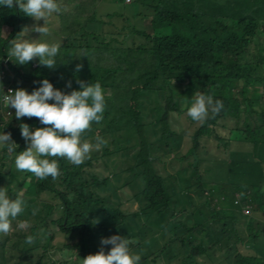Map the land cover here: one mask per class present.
Listing matches in <instances>:
<instances>
[{"label":"trees","instance_id":"trees-1","mask_svg":"<svg viewBox=\"0 0 264 264\" xmlns=\"http://www.w3.org/2000/svg\"><path fill=\"white\" fill-rule=\"evenodd\" d=\"M102 1L87 0L63 11L68 2L58 0L61 11L54 14V36L48 42H61L55 69L39 66L38 58L20 65L8 56L10 41L30 24V17L15 7L0 5V77L4 78L3 82L0 79V92L4 84L14 88V84L30 83L27 92L31 94L47 79L67 94L81 90L77 81H99L106 100L104 118L83 138L99 136L107 141L101 157L93 156L80 166L58 158L60 176L55 181L51 177L39 180L25 172L24 179L29 178L26 184L11 171L15 155L26 148L19 125L27 124L33 130L46 126L35 117L16 120L15 128L7 123L0 126L19 146L13 154L0 150L5 168L0 172V188H7L11 198L20 196L27 204L23 216L13 221V231L0 235V264H82L86 256L99 251L102 239L113 235L133 241L130 249L141 255L140 264H216V257L229 264H264V182L259 178L263 172H254L252 160L233 161L226 167L228 175L252 179L245 181L249 185L226 186L213 184L220 181L218 176L205 180L200 170L210 157L208 146L217 148V156H226L227 163L237 144L264 145V0H158L156 4L120 0L123 14L117 16L97 14L96 6ZM133 6L136 20L130 25L123 16L125 9ZM77 64L83 66L79 72L75 71ZM195 93L212 95L224 105L219 115L203 126L187 115ZM182 114L184 135L173 129L171 121L172 115ZM257 114L263 117L262 123L254 120ZM151 129L159 130V141L174 148L171 157L177 158L179 153L177 138H188L190 145L178 159L188 163L206 197L193 211L178 208L181 199L177 196L183 188L166 180V170L159 166L161 159L151 154ZM121 140L124 148L114 150ZM136 147L134 162L122 171L113 172L104 161L126 159L124 153ZM98 163L108 169L107 174L93 169ZM127 173H132L138 191L123 210L117 197L114 209L110 202L116 192L112 178ZM112 188V194H101V190ZM238 195L242 205L250 206V215L234 206L233 198L235 201ZM28 198L34 200L32 208L39 209L34 221L27 219ZM210 198L217 203L212 204ZM134 203L138 208L131 211ZM201 207L209 213L204 215ZM169 213L173 224L167 225ZM93 220L99 222L93 224ZM24 221L29 226L20 229L18 224ZM238 225L250 235L243 236ZM120 226L126 230L118 232ZM158 234L162 239L166 234L170 237L159 248L148 247L146 242H154ZM29 235L35 238L31 244L25 242ZM103 247L107 254L111 246ZM54 254L64 261L55 260Z\"/></svg>","mask_w":264,"mask_h":264},{"label":"clouds","instance_id":"clouds-1","mask_svg":"<svg viewBox=\"0 0 264 264\" xmlns=\"http://www.w3.org/2000/svg\"><path fill=\"white\" fill-rule=\"evenodd\" d=\"M0 5L8 9L15 7L35 21L43 20V26L33 24L31 27L22 28L16 38L10 41L8 56L15 58L20 65L38 58L39 66L55 69L61 42H40L39 39L27 37L32 32L38 33L39 38L50 35L49 22L53 14L61 11L58 0H0ZM82 67L77 64L75 71L79 72ZM0 79L3 82L2 75ZM39 83L41 86L34 89L31 94L23 88L14 90L10 84H4L1 87L0 100L3 107L6 105L15 110L17 120L35 117L41 125L46 126L33 130L27 124L19 125L26 148L14 157L16 170L31 173L39 180L51 177L55 181L60 176L58 158H65L70 164L80 166L91 158L93 151H99L106 146L107 141L102 137L97 136L95 143L83 138V134L91 131L94 123L99 124L103 120L106 100L99 81L96 83L77 81L81 90H72L67 94L55 89L47 79ZM7 86L13 90H9L3 96ZM66 86L70 88L71 82ZM223 107V102L214 99L212 95L195 93L193 102L187 108V115L203 126L208 120L215 119ZM6 112L10 119V112ZM18 147L12 140L11 133L0 132V150L6 149L9 154H13ZM240 195L243 196V193ZM26 207V201L22 197L17 196L13 199L8 195L7 188H0V235L7 236L13 231V221L24 213ZM38 211L39 209H33L32 215H37ZM98 222L92 221L93 224ZM28 226L27 221L18 224L20 229ZM34 239L29 235L25 242L31 244ZM100 243L99 251L86 256L82 264H140L141 255L133 253L130 249L133 241L113 235L102 239ZM106 245L111 246L107 254L103 247Z\"/></svg>","mask_w":264,"mask_h":264},{"label":"rangeland","instance_id":"rangeland-1","mask_svg":"<svg viewBox=\"0 0 264 264\" xmlns=\"http://www.w3.org/2000/svg\"><path fill=\"white\" fill-rule=\"evenodd\" d=\"M86 1L87 0H76V1L67 0L68 3L65 5V7L63 6V11H71L74 8H77L76 6L79 7V5L81 3L86 2ZM110 1L111 0H103L101 3H98L96 6V12H98L97 14L105 15V14H112L113 13L116 16L119 14L122 15L123 14V8L119 5L120 0H116L115 3L110 2ZM157 1L158 0H146V2L153 3V4H156ZM85 9H86V7H85ZM135 10H136V6L127 7L125 9V12H124L125 16H123V18L124 19L127 18L129 20L128 24H130V25H132L134 23V20H136L133 17V12ZM86 12H90V11L86 9ZM54 20H55V18H54V14H53V17L51 18V20L49 22V27L51 30L55 26ZM29 23H30L28 25L29 27H31L33 24H38L39 26H43V20L35 21L31 17H30ZM148 25H149L148 20H145V27H148ZM53 36L54 35H52V31H51L50 35L41 36L40 38H39L38 33L32 32L29 34V36L27 38L33 39V40L39 39L40 42H47L48 43L49 41H51V37H53ZM78 57H80V54ZM29 86H30V83L28 85L27 84L26 85L14 84L13 89L16 90L17 88H23L27 91V88H29ZM0 94H1V92H0ZM261 108L264 112V103H261ZM0 109H1L0 110V126L3 127V125L7 122V125L9 124L13 128H15L17 126V123H16L17 119H16L15 114H14L15 110L11 109L10 107L8 108L6 105L3 107L1 100H0ZM6 111H9L11 114L10 119L8 118ZM184 114H182L181 116L172 115V117H171L173 129L178 131L180 135H184L183 134V133H185L184 129H186V122H185ZM23 118H26V117H23ZM254 120L257 123H262L263 117L260 114H257L256 116H254ZM151 130H153L154 133L149 138L150 152L152 155L155 154L157 157H159L161 159L160 164L158 161H155L156 165L159 164V166L162 167V169L165 168V170H166L165 173H166V177H167L166 180L169 179L176 186L183 188L182 190L179 188V193H181V194L178 195L177 197H178V199H181V201H179L178 208L180 209V208L186 207L187 209H190L189 211H193V206L195 208H197L199 203L203 202L206 197H205L204 192L201 191V188H199L197 186V184L194 180V175H193L194 172L190 168V166H188V163L186 164L185 160L181 161L178 159L180 156H182L187 151V148L190 145L188 138L186 136H184V137L181 136V138H177V144L179 145V153L177 154V158L174 156L171 157L169 153L172 150H174V148L173 147L168 148L162 142L159 141V136H160L159 130H157V129H151ZM86 140L95 143V139L94 140L86 139ZM180 142L185 143V145L183 146V144H179ZM120 146H122V148H124L123 140H121L119 142V144H116L115 147L113 146V149L115 150L117 147H120ZM239 146H240V144H237V147L234 150H232V153L230 154V156L228 158H226V159H228V162H227L228 164L226 163V160H225L226 156L224 157L220 153L217 156L215 154L217 148H213L211 146H208V148L211 151L209 153H206V154H207V156H210V157L208 160H205L204 162H202L201 166H200V170L202 172L204 171V179L211 181L214 179L215 176H218L220 181H215V182H213V184L214 183L215 184H224L226 186H229V185H249L245 181H249L252 178H249V177H245L244 179L234 178L233 176H230L227 174L229 171L226 169V167L229 166V163H231L233 161L238 164V163H242L243 161L252 160V161H254L253 162L254 172L255 173L263 172L262 177L259 176V178L261 181L264 182V145L252 147L249 144H243L242 143V146L241 147H239ZM108 149L112 150V147L108 146ZM137 151H138V148L136 147L132 150L127 151L126 154L123 152L126 159L124 157L121 160L105 158L104 161L105 160L107 161V164L109 165V169L112 170L113 172L122 171L129 165V162H134L135 159H134L133 155H136ZM251 151L253 152L252 154H251ZM101 155H102V149L99 151H93L91 153V157L95 156V158L101 157ZM164 155H165V158H164ZM128 157L130 158L131 161H129V159L127 161ZM8 161H9V159L7 160V162ZM200 161H202V160H200ZM3 162H4L3 155L0 153V172L1 173L5 172V168L2 166ZM222 162L226 163V166L224 164H221ZM258 162L260 164H258ZM232 168H235V166L233 165ZM93 169L96 170L97 172H101L102 174L108 173V169L106 170L103 167V165L100 163L94 165ZM206 170H207V173L205 172ZM11 171L15 175L14 177L19 182H23L25 180L26 184L29 183V178L24 179L25 172H20V171L16 170L15 163L13 166V170H11ZM126 175H121V176H117V177L113 176V178H112L113 188L116 192L114 193L115 199L110 201V202H111V207L114 209L117 206V197H120V199H121L120 200V206H121V209L123 210L125 207H128V205L126 204V201H128L129 197L134 196L133 194L136 191H138V188H136L135 184H133V182H132L133 181V179L131 178L132 173H127ZM124 184H125V187L122 188L124 186ZM187 186H189V187L187 188ZM13 187L15 188V184H13ZM113 188L108 189V190L103 189V190H101V194L104 196L107 194H112ZM118 189H119V191H118V196H117V190ZM263 189H264V187H263ZM24 191H26V188L21 189L20 193L23 195ZM29 197H31V196H29ZM178 199H177V201H178ZM200 199H202V200H200ZM240 199L241 198L239 197V195L235 196V201L233 198V203H235L234 206L238 207L239 209L241 208L244 215H246V216L250 215V213H249L250 206L248 204L242 205L240 202ZM210 202L212 204L217 203L216 200L213 198H210ZM27 203L31 207L27 211V213H28L27 219L34 221L35 218L38 216V214L35 216L32 215V210H33L32 207L34 205V200L32 198L31 199L28 198ZM41 208L42 207H40V209ZM137 208H138V203H134V204L130 205L131 211H133ZM201 209L203 210L204 215L205 214L207 215L209 213L207 208L205 209L204 207H201ZM258 215H260V214H257V216ZM169 216H170V213L166 217L167 225L173 224V223H171L172 221H171V218ZM116 230L119 232L121 230H126V229H124V227L120 226ZM238 230L240 232L242 231L245 234L243 236L250 235V232L249 231L247 232L245 227L242 225H238ZM163 233H161L162 236H163ZM158 235L159 236L154 239V242H152V239H150L146 242L148 247L154 246V247L159 248L163 244V242L166 241L170 237L169 234H166L165 239H162V236H160V234H158ZM41 243H43V241ZM147 250L150 251L149 249H147ZM247 250H252V249H247ZM136 254H137V252H136ZM53 258L55 260H59L61 262L64 261L60 254H54ZM216 258L219 261V262L217 261L216 264H222L223 263L222 262L223 257H216ZM15 259L17 260L18 258H15ZM206 264H208V262H206ZM223 264H229V263L226 262Z\"/></svg>","mask_w":264,"mask_h":264},{"label":"built area","instance_id":"built-area-1","mask_svg":"<svg viewBox=\"0 0 264 264\" xmlns=\"http://www.w3.org/2000/svg\"><path fill=\"white\" fill-rule=\"evenodd\" d=\"M126 2L127 3H130V1L129 0H126ZM4 67H6V63H4ZM2 74H3V72H2ZM9 90H13L10 86H7L6 88H5V92H4V94H3V96L5 95V94H7L8 92H9ZM3 101V100H2ZM3 103H4V101H3ZM4 105H5V103H4Z\"/></svg>","mask_w":264,"mask_h":264}]
</instances>
